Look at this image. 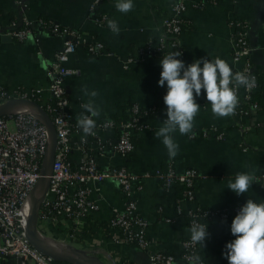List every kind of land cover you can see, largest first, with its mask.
Returning <instances> with one entry per match:
<instances>
[{"label":"crops","instance_id":"0c3cea01","mask_svg":"<svg viewBox=\"0 0 264 264\" xmlns=\"http://www.w3.org/2000/svg\"><path fill=\"white\" fill-rule=\"evenodd\" d=\"M92 1L22 0V6L18 7L13 0H0V32L6 31L11 22L29 21L33 25V21L41 18L79 31L102 44L106 55L90 54L80 47L67 62V66L75 70V75L66 79L75 116L84 110L79 104L83 105L90 99L82 89L98 93L94 102L100 109V115L95 119H101L105 114L121 117V109L129 100L141 108L164 103L167 84L164 87L158 84L162 71L159 64L168 53L146 57L141 63L127 68H124L123 61L127 56L135 55L144 42L155 45L162 36L161 22L169 14V7L175 0H133L134 8L126 14L116 10L117 0H99L90 15ZM198 2L201 8H195L186 0L185 27L179 36L182 55L178 59L187 66L197 59L214 60L219 57L229 63L233 72L239 71V67L229 61L231 37L227 20L234 15L247 25L251 69L264 82V0ZM102 15L106 17V23L97 26L91 21L92 17ZM109 20L117 21L120 28L118 35L108 28ZM31 31V36L21 41L0 35V86L7 89H39L46 98L45 71L52 55L60 48L61 40L35 25ZM195 100L201 107L194 118L195 135L189 137L191 133L181 135L179 131L173 133L179 145L174 159L169 158L167 149L154 135L165 117L162 108H158L155 114L142 119L147 128L132 139L133 151L126 166L132 174L141 176L136 204L138 214L147 223L146 238L154 242L155 248L171 255L175 262L180 261V242L190 236L186 219L179 218L177 210L183 213L193 203L186 200L176 202V190L160 189L152 174L166 164L171 165L176 173L184 169L194 170V205L217 215L223 213L222 217L216 215L206 221L209 235L203 248L197 244L196 253L207 264H228L224 253L226 244L235 239L230 231L236 216L233 209H240L249 198L257 203L264 202V114L250 113L241 119L232 115L218 118L213 115L203 89ZM209 127L220 133L219 140L199 136ZM104 138H114L113 131H107ZM119 162L118 158L110 155L98 160L103 168ZM238 172H254L256 176L249 191L240 196L227 189L229 180H234ZM95 187L97 192L93 197L98 201V210L87 219L91 235H83L82 239L76 238L70 244L85 256H93L104 264H147L146 255L135 247L113 244L105 227L110 211L120 208L117 185L107 180ZM46 232L51 234L48 230ZM64 234L56 232L55 239H63ZM0 264L17 263L12 258H4Z\"/></svg>","mask_w":264,"mask_h":264},{"label":"built area","instance_id":"2783aa9c","mask_svg":"<svg viewBox=\"0 0 264 264\" xmlns=\"http://www.w3.org/2000/svg\"><path fill=\"white\" fill-rule=\"evenodd\" d=\"M13 1L18 7L23 4L22 0ZM98 1L91 2L90 15ZM189 1L195 8H201L198 0ZM185 3L186 0L173 1L169 7V14L161 22L163 38L159 37L154 46L149 42L140 45L135 55H129L123 61L124 68L141 63L149 56L180 52L179 36L185 27L183 19ZM91 21L100 26L106 23L107 19L102 15L92 17ZM33 25L61 40L60 48L52 55L45 71L47 87L44 92L47 97L43 98V92L39 89L25 90L19 87L7 89L0 86V106L10 100L34 102L45 112L53 126L55 153L46 190L37 213L35 224L37 235L54 240L66 248L72 247L70 242H73L75 236L80 233L84 222L98 210V201L93 197L97 192L95 185L110 180L117 185L121 197L120 208L112 209L105 222L112 243L116 245L133 243L137 250L146 255L147 264H170V258L171 264H188L189 257L196 253L197 249V244L191 243L190 236L180 242L179 262H175L171 255L155 248L154 242L146 238L147 223L138 214L136 204L141 176L132 174L126 166V161L133 151L131 139L147 128L142 119L155 114L158 109L152 113L143 111L138 115L140 106L136 103L127 105L125 120L105 114L101 119H95L94 134L86 136L77 126L78 115L75 116L71 109L66 79L75 75V70L67 66V62L80 47L94 55L107 53H104L101 43L89 39L79 31L58 26L53 22L47 28L42 26L43 22L39 18L33 21ZM33 25L29 21L19 24L11 22L0 35L21 41L31 36ZM227 27L231 37L229 61L237 65L239 71L249 70L255 75L249 60L246 23L230 15ZM255 77L257 79L256 75ZM258 89L257 81L256 87L250 91L243 87L238 89L239 105L235 115H232L234 118L241 119L248 117L250 113H259V107L250 102L251 95ZM79 106L83 109L81 104ZM23 107H28L31 112L24 111ZM161 112L165 116L164 121L167 119L166 110L162 109ZM260 113L264 114V111ZM107 131H113L114 138H104ZM194 135L191 133L189 137ZM199 136L215 140L221 138L214 127L201 131ZM47 154V130L32 107L17 106L0 117V260L12 258L17 264H64L55 263L39 254L25 238L26 221L35 197L34 188L40 178ZM109 155L118 158L119 164L101 167L98 160ZM152 176L157 180L159 188L164 191L172 189L174 182L184 187L181 198L176 202L186 200L193 205L183 213L177 210V216L186 219L188 227L193 223L206 224L207 220L217 215L194 205L196 179L194 170L184 169L176 173L171 165L166 164L165 169L154 170ZM24 205L26 207L23 208ZM238 211L237 207L233 209L235 215ZM217 216L222 217L223 213H218ZM49 227H53L60 234L64 232L63 239L57 240L55 235L46 234ZM75 251L84 255L77 247ZM203 264L207 263L203 261Z\"/></svg>","mask_w":264,"mask_h":264},{"label":"clouds","instance_id":"9594fccd","mask_svg":"<svg viewBox=\"0 0 264 264\" xmlns=\"http://www.w3.org/2000/svg\"><path fill=\"white\" fill-rule=\"evenodd\" d=\"M115 8L118 12L126 14L133 10V0H117ZM108 28L116 35L120 33L115 20L108 21ZM181 55L179 51L170 52L162 57L159 64L162 71L158 84L160 87L167 84V93L163 97L167 119L154 135L157 140H161L170 159H174L179 152V145L173 133H193L194 118L201 108L195 97L201 95L202 89L210 102L213 115L223 118L235 115L239 105L240 87L249 91L256 87V77L249 70L233 72L229 63L219 57L214 60L197 59L185 66L184 62L178 59ZM82 91L90 99L82 105L87 114H79L76 123L86 136L93 135L96 128L95 118L100 115V109L94 102L98 93L95 90ZM255 181L254 172H238L234 180H229L227 189L240 196L246 194ZM207 229V223H193L187 229L191 243L199 244L203 248L209 235ZM230 231L235 239L226 244L224 255L228 264H264V202L257 203L249 198L232 220ZM188 264H203V258L193 253Z\"/></svg>","mask_w":264,"mask_h":264},{"label":"water","instance_id":"95a60500","mask_svg":"<svg viewBox=\"0 0 264 264\" xmlns=\"http://www.w3.org/2000/svg\"><path fill=\"white\" fill-rule=\"evenodd\" d=\"M6 38V37H3ZM30 106L32 107L36 113L38 114L39 118L43 122L47 134H48V154L44 165L42 166L40 178L35 185V197L34 202L31 206L30 214L26 221V228H25V238L28 244L36 250L39 254L49 258L55 263H64V264H104L100 262L95 257L85 256L77 252L69 251L66 255L51 253L47 251L43 245L41 244L40 240L38 239V235L35 231V224L37 220V213L39 206L42 202L44 192L47 186V178L50 175L51 166L54 158L55 153V135L53 126L51 124L50 119L45 114V112L34 102L30 101H21V100H10L3 105L0 106V117L8 114L10 110L14 109L17 106Z\"/></svg>","mask_w":264,"mask_h":264},{"label":"trees","instance_id":"16d2710c","mask_svg":"<svg viewBox=\"0 0 264 264\" xmlns=\"http://www.w3.org/2000/svg\"><path fill=\"white\" fill-rule=\"evenodd\" d=\"M39 19H41V18H39ZM41 21L43 22V25L42 26H45L47 28L51 26V23H52L51 21L45 20V19H41ZM256 81H257V84L259 86V89H258L257 92H255L253 95H251L250 102L256 104L259 107L258 112L260 113V112H263L264 111V82L260 81L258 79V77H257ZM133 103L134 102H132L131 100H129L125 105L126 106L127 105L130 106ZM125 105L121 109V118L123 120H125L127 118V115L125 113V107H126ZM158 108H162L163 110H166V105L164 103H161V104H157V105H152V106L147 107V108H144V109L141 108V107H139L138 108V111H139L138 112V115L141 112H143V111H147V112H151L152 113V112L156 111ZM83 113L84 114H87L85 112V110H83ZM110 117L114 118V116H110ZM132 139H131V141L133 143V140ZM160 169H165V165L161 166ZM172 188L174 190H176V192H177L176 200H179L181 198L182 192L184 191V187L182 185H179L176 182H174L172 184ZM87 224H88V227H87ZM48 231L51 234H54V235L57 232L53 227H49ZM83 235H88V237H90V235H91V231H89V222H87V220L84 222L80 233L77 236H75V239L76 238L77 239H82L83 238ZM125 245H130V246H133L134 247V244L133 243H127Z\"/></svg>","mask_w":264,"mask_h":264},{"label":"bare ground","instance_id":"6f19581e","mask_svg":"<svg viewBox=\"0 0 264 264\" xmlns=\"http://www.w3.org/2000/svg\"><path fill=\"white\" fill-rule=\"evenodd\" d=\"M23 109L24 111L31 112V110L28 107H23ZM24 207L26 206L24 205L23 208ZM29 208H30V205H29ZM38 239L40 240L43 247L51 253H56V254H61V255H66L69 253L68 248H66L65 246H62L61 244L55 242L54 240L48 239L43 236H38Z\"/></svg>","mask_w":264,"mask_h":264},{"label":"rangeland","instance_id":"374dc122","mask_svg":"<svg viewBox=\"0 0 264 264\" xmlns=\"http://www.w3.org/2000/svg\"><path fill=\"white\" fill-rule=\"evenodd\" d=\"M64 243H65V242H64ZM68 248L70 249L71 252H76V251H75V248H76L75 246L68 247ZM77 253H79V252H77ZM80 254H81V253H80ZM90 257H93V256H90Z\"/></svg>","mask_w":264,"mask_h":264}]
</instances>
